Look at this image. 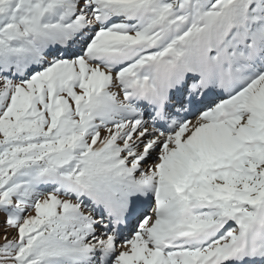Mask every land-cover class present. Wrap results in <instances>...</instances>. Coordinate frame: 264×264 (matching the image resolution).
<instances>
[{
  "label": "snow or ice",
  "instance_id": "snow-or-ice-1",
  "mask_svg": "<svg viewBox=\"0 0 264 264\" xmlns=\"http://www.w3.org/2000/svg\"><path fill=\"white\" fill-rule=\"evenodd\" d=\"M0 264H264V0H0Z\"/></svg>",
  "mask_w": 264,
  "mask_h": 264
}]
</instances>
